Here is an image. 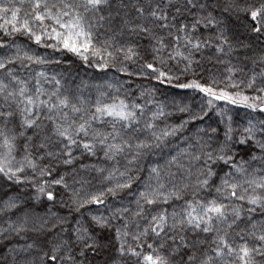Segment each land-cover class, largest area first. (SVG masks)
<instances>
[{
	"label": "snow or ice",
	"instance_id": "obj_1",
	"mask_svg": "<svg viewBox=\"0 0 264 264\" xmlns=\"http://www.w3.org/2000/svg\"><path fill=\"white\" fill-rule=\"evenodd\" d=\"M212 6L207 0H0V178L21 191L31 188L33 204L45 197L54 202L60 186L70 201L62 207L81 214L71 224L51 208L44 214L29 208L20 193L0 201V215L16 213L0 238L24 241L8 248L6 264H90L89 253L102 246L94 229L112 233L109 264H264V119L234 128L229 109L218 104L264 113V55L245 56L250 70L233 63V53L251 44L234 38L227 18L208 11ZM222 9L264 44V0H226ZM201 27L212 34L204 36ZM205 49L223 73L180 82L168 62L183 63L186 74ZM69 56L70 66L79 61L101 74L199 93V107L173 101L183 118L161 128L158 122L173 112L155 99L154 86L121 95L130 81L113 77L95 86L93 100L83 95V80L73 87L44 70ZM213 112L218 126L197 125L183 136V147L165 153L172 138ZM153 154L163 163L149 162L134 209L83 218L87 205L131 190ZM92 157L97 162H82ZM60 164L72 167L73 176L94 172L100 189L85 190L91 181L84 178L74 179L80 187L73 188L67 172L53 175Z\"/></svg>",
	"mask_w": 264,
	"mask_h": 264
},
{
	"label": "trees",
	"instance_id": "obj_2",
	"mask_svg": "<svg viewBox=\"0 0 264 264\" xmlns=\"http://www.w3.org/2000/svg\"><path fill=\"white\" fill-rule=\"evenodd\" d=\"M203 2V0H202ZM207 2L210 5H213L212 7H209L208 11H211L213 15H215L218 19L219 18H227L228 24L230 27V31L233 34V37H238L239 40L244 41L246 44H251L250 48H238L237 52L233 53L232 56V62L238 63L242 62L247 65V68L250 70L252 68V61L251 59L245 60V56L250 58H258L260 55H264V44H261L259 40H257L255 37H250L243 27L241 26L240 20H237L235 16L229 17L227 13L223 12L222 5L226 3V0H207ZM219 4L220 7H216L214 5ZM196 11L195 9L193 10ZM203 14H207L206 12ZM200 33L204 36H209L212 34V30L205 29L201 27ZM25 37H18L17 42L23 43L25 42ZM264 39V38H262ZM142 45H145L146 41L140 42ZM41 54H46L43 49L39 50ZM210 54V50L205 49L203 54H197L195 56V60H198L199 63H194L192 66V69L186 73L182 74V70L184 68V64L180 63L177 64L175 61H169V66L171 68V72L180 77V82H183L185 79V76L188 79H192L194 76L196 78H204L207 79L208 76L211 74H221L223 73V65L217 64L215 59L209 60L208 55ZM74 57H67L63 60V63L60 66L56 65H49L45 66V71L49 73V75L53 73H59L62 74V77L65 81H74L73 87L75 85L80 84V81L83 80L87 87L83 88V95L86 97H91L93 100L96 96V85L97 84H103L105 80H110L113 77H118L121 82L124 81H130L129 83H125L124 87L121 89V95H124L126 92L131 94L135 93L136 96H139L140 88L139 86H154L157 91L155 92V99L157 101H162L166 105V111L173 112V115L162 119L158 122L159 126L161 128L164 127V125L172 124V123H179L180 119L183 118L182 114L175 112V109L173 107V101H176L177 103L183 102L186 104H189L190 106H195V108L199 107V103L201 101V94L194 93L191 90H184L179 89L176 87H172L165 84H159L155 80H144L141 78H138L137 76L128 77L121 73H115L112 71H109L106 74H101L96 72L94 69L91 68H85L80 65L79 61H75V63L70 62L74 61ZM34 68L37 70H40L39 66L33 65ZM137 67V65H130V70H134ZM167 70V69H166ZM256 71H259L257 68ZM27 73H25L26 75ZM249 74H251L249 72ZM237 80L241 78V74L237 75ZM247 94L251 95L253 94L250 91H247ZM220 107H227L229 109L228 115H231L233 118V127L239 128L241 125H247V122L249 119H252L254 121H259L261 119H264V113H253L249 109H245L242 107H238L235 105H225L223 101L218 102ZM152 107L151 105L149 106ZM150 115V113H149ZM219 124V118L215 115V113H210L209 117H207L203 122H197V124L190 125L187 130L183 134H178L176 138L171 139V144L169 148L165 149V153H167L171 149V145H177L179 147H183L184 145L181 144V140L183 139L184 135H187L191 137L195 131L197 125L207 128L209 125L212 127H216ZM221 132L223 131V126L220 125ZM245 155V158H247V154L243 153ZM79 155V153H77ZM102 155V154H101ZM83 163H91V162H97L95 157L92 158H84L82 160ZM149 162L151 163H163V159L153 154L146 158L143 163L144 171L139 173L140 179L133 184L131 190H124L121 192L117 197L113 198L111 196L108 197L106 203L104 205H87L84 209L81 210L83 213V218L86 221H90L91 215H108L110 209L120 208V207H130L132 209L135 208V198L136 193L143 187L144 181L147 179V168L149 166ZM45 164L48 163L47 160L44 161ZM53 164H56L55 161L52 162ZM124 161L121 160V165H123ZM110 166V165H109ZM74 167L79 170L80 164L77 163L74 165ZM68 173L67 175V182L73 187V188H79L80 185L74 183V179H87L91 181V184H86L85 190L87 191H96L100 189V185L98 183V180L95 179V173L94 172H77L75 176L72 175V167H67L62 164L58 165V172H54L53 175L57 176L58 174H64ZM56 193V199L54 202H48L46 197L44 198L42 203L39 204H33L30 197L32 195V190L29 187H23V190L21 191V187H17L15 185H11L9 182L4 180L3 178H0V201L6 199L8 196H14L17 193L21 194V199L25 200L27 203V206L29 208H34L36 212L40 214H44L48 211L49 208H51L52 212L56 213L59 216L67 217L69 222L71 224H74L76 218H80V213L70 212V209L68 207H62V204L70 203L68 196L69 193H67L62 187L56 186L54 189ZM0 207H2V204H0ZM169 211H171V207H169ZM15 220L16 219V213H9L7 215H0V228L5 227L4 221L9 219ZM143 223V222H142ZM68 225H66L67 227ZM135 226L133 225V228ZM94 233H98V240L99 243L102 245L101 248L97 251L96 254L89 253V260L90 264H109L110 257L113 255L112 252V245L109 244V241L111 240L112 233L108 232L106 230L101 231L99 229H94ZM30 236L34 234H29ZM189 238L192 237V234L189 233ZM24 243V241H20L19 238L16 237H10V239H3L0 238V264H6V261L4 259L5 254L8 251V248L16 243ZM171 243V241H169ZM104 245H108L107 247H104Z\"/></svg>",
	"mask_w": 264,
	"mask_h": 264
}]
</instances>
